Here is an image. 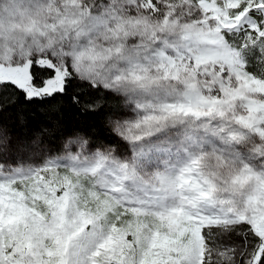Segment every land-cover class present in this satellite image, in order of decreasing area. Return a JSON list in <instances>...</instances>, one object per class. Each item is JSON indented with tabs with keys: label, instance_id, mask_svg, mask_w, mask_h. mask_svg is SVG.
<instances>
[{
	"label": "snow or ice",
	"instance_id": "6c2138e0",
	"mask_svg": "<svg viewBox=\"0 0 264 264\" xmlns=\"http://www.w3.org/2000/svg\"><path fill=\"white\" fill-rule=\"evenodd\" d=\"M0 264H264V0H0Z\"/></svg>",
	"mask_w": 264,
	"mask_h": 264
},
{
	"label": "trees",
	"instance_id": "16d2710c",
	"mask_svg": "<svg viewBox=\"0 0 264 264\" xmlns=\"http://www.w3.org/2000/svg\"><path fill=\"white\" fill-rule=\"evenodd\" d=\"M37 119H42V117H39V115L37 114ZM21 131H28V129H21Z\"/></svg>",
	"mask_w": 264,
	"mask_h": 264
}]
</instances>
